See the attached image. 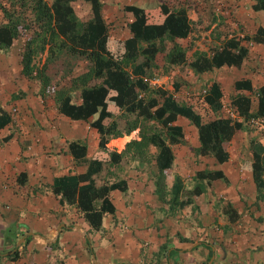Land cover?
I'll use <instances>...</instances> for the list:
<instances>
[{"label":"trees","instance_id":"trees-1","mask_svg":"<svg viewBox=\"0 0 264 264\" xmlns=\"http://www.w3.org/2000/svg\"><path fill=\"white\" fill-rule=\"evenodd\" d=\"M8 8L0 2L3 12L0 21V44L9 47L13 39L23 38L20 52V73L25 77L39 78L41 96L48 76L43 72L46 65L34 68L32 58L37 51L44 50V45L55 36L65 39L66 45L75 53H86L90 59L87 74L81 77L78 103L72 101L65 90L56 94L58 112L71 121H89V125L97 133L96 150L87 162L84 173L73 176V182L63 186L53 187V192L64 193L65 198H76V206L82 212L84 219L93 228L100 224L103 213L114 212V206L108 197L109 191L125 192L124 179L108 181L107 175L111 167L129 154L137 158L149 145L156 149L154 166L157 176L162 177L163 171L170 168L173 155L171 145L181 142L183 130L176 123L177 117H183L195 127L198 142L197 154L212 156L218 163L228 159L227 146L235 130L240 129V121H230L227 118L216 117L201 122L200 115L190 106L177 103L171 96L159 89L154 90L161 98L148 95V89L143 75L147 74L156 55L164 52L165 61L169 65L182 64L185 61L184 51L174 41L183 39L190 32V20L184 8L171 9L166 3L143 8L136 5H126L123 9L132 15L127 24L129 36L122 39L110 38L106 25L100 14V0H5ZM69 1H81L87 4L90 17L83 23H78ZM253 11L264 12V0H253L250 5ZM16 8H25L28 14L24 17ZM22 19V20H21ZM264 36L262 27L255 32L241 37H229L221 45L213 49L209 56L199 53L188 63L194 73L217 69L222 66L238 68L247 54V47L242 41L261 43ZM168 44V45H167ZM167 45V46H165ZM176 87V86H175ZM236 91L251 92L252 86L248 79H236L232 83ZM256 106L251 111L250 100L240 94L230 100L236 114L242 120L264 119V83L255 89ZM219 84L212 80L202 95V101L211 111L221 107ZM131 114L135 119L156 121L160 130L147 131L143 124L136 120L129 123L123 130L117 127L114 118L121 113ZM11 113V112H9ZM10 120L7 112L0 109V128ZM137 130V138L124 143L121 151L116 152L106 146L111 138L128 135ZM71 140L67 144L69 152L75 158L85 153V145ZM251 161L246 162L252 173L253 181L264 196V184L260 177L264 170V140L252 139L250 142ZM207 176L208 180L222 177L220 171L204 174L197 173L198 178ZM56 181H62V178ZM84 182L77 185L78 182ZM182 183L178 178L170 185L174 199H177ZM59 188V189H58ZM173 190H175L173 192ZM190 192V191H189ZM258 197V196H257ZM260 197V196H259ZM98 204L97 208L93 207ZM227 210H231L229 204Z\"/></svg>","mask_w":264,"mask_h":264},{"label":"rangeland","instance_id":"rangeland-1","mask_svg":"<svg viewBox=\"0 0 264 264\" xmlns=\"http://www.w3.org/2000/svg\"><path fill=\"white\" fill-rule=\"evenodd\" d=\"M43 1L49 3L50 0ZM0 2L4 3V9L9 7L5 0H0ZM162 2L173 10L184 8L190 20L191 28L187 37L174 40L184 51L185 61L182 64H167L164 52H159L150 71L143 75L148 89L152 90L148 95L156 97L160 102L161 98L154 90L164 91L177 103L190 106L194 112L200 115L201 122L216 117L240 121V129L234 131L227 146L230 154L228 163L230 165L234 163L235 169L237 159L249 161L250 142L253 137L260 138L264 135V121H262L263 119L242 120L239 114H230L228 111L230 110V100L235 95L240 94L233 90L232 82L236 79H252L254 89L240 95L248 97L250 109L251 111L254 110L256 86L264 81V43L256 45L248 41L241 42L247 49L251 47L247 58L255 56L256 64L261 65V70L256 68L254 71H249L245 66L238 68L224 66L194 73L188 63L199 53H205L209 56L213 49L218 48L229 37L250 36L257 27H262L264 30V12L251 9L250 5L253 0H100V14L106 25L107 35L117 39L128 35L127 24L130 20V14L123 9L124 6L136 5L148 8ZM69 4L73 8L78 23H83L90 17L87 4L81 1H69ZM16 9L18 10V8ZM18 11L23 13L24 17L28 14V10L25 8ZM2 14L0 9V21L3 19ZM22 42L23 38L20 37L13 39L9 47L0 44V105L5 106L9 112H11V108H15V112H11V114L24 117L20 118V126L24 125L25 121L33 124L31 117L34 114V108L37 107V98L40 97L44 108L49 113L51 120L49 127L58 131L64 130L59 131V143L57 145H65L67 139H75V136H71L75 127H82L81 138L84 137V134L87 138L91 136L88 133L91 128L89 121L94 116L84 122L63 118L58 112V102L55 98L57 91L65 90L71 96L72 101L78 99L81 77H84L90 68L88 55L72 52L66 45L65 39L59 35L51 38V41L44 45L45 49L37 51L32 58L34 68H40L44 63L46 65L43 72L48 76V82L44 86L41 96L39 78L25 77L20 73ZM212 80L219 84L222 92L221 107L214 112L202 101L204 90ZM60 119H64L65 122ZM178 119L177 123L181 125L189 143V138L194 137L190 129L193 130L194 127L185 119ZM134 120L143 124L147 131L161 129L156 121L135 119L133 115L123 112L114 118L117 127L122 130ZM136 131L132 130L128 135L111 138L106 146L116 152L121 151L125 142L137 138ZM250 133L253 136H249ZM88 141L90 147L95 143L92 136L91 139L88 138ZM155 152L156 149L149 145L139 157L132 158L129 154H125L115 166L111 167L107 175L108 181L124 179L126 183L125 192L117 193L122 197L118 199L113 196L117 213L113 216L104 215L101 217L100 224L96 228L91 227L82 215L83 219L81 218L79 222L84 220L87 224L84 243L88 247L91 246L88 250L93 251L96 259L99 260L103 256L108 258L119 256L123 260L122 262L133 264L135 259V262L139 263L138 259H142L140 258L142 253L150 255L152 259V254L157 248L156 237L160 233L157 231L164 224L167 226L173 224L169 221L170 218L175 219L176 227L179 225L178 227L187 229L194 222H200L202 212L205 209L199 208V203L194 198L188 197L186 193L188 190L191 191V188L188 187L192 185L194 186L193 191L199 192V185L194 180H183L184 184L182 183L181 189L177 191L178 197L174 199L172 195H175V190L172 193L173 188H169L171 185L169 173L163 171V186L161 184L162 177L157 176L153 160ZM212 162H209L211 166ZM188 168L184 169L187 173L189 172L188 177H190L191 169L188 170ZM215 203L217 201H213L212 204ZM69 208L66 207L65 210L68 211ZM97 230L99 233L95 236L93 232ZM101 233L100 241H98ZM110 236H113L111 241L108 240ZM78 245L77 240L73 244V240L70 239L69 241V237L65 234L59 238L56 247L45 246L41 251H44L46 257L51 259L56 257L59 260L64 258L63 254L65 257L78 256ZM33 253L32 255L35 256L36 252L33 251ZM63 260H67V258Z\"/></svg>","mask_w":264,"mask_h":264},{"label":"crops","instance_id":"crops-1","mask_svg":"<svg viewBox=\"0 0 264 264\" xmlns=\"http://www.w3.org/2000/svg\"><path fill=\"white\" fill-rule=\"evenodd\" d=\"M132 18L130 14L129 22ZM129 35L128 31L125 37ZM252 43L260 45L264 43V38L261 43ZM250 49L251 47L247 49L246 57L239 67L245 66L249 71L256 68L261 70V65L256 64L255 56L247 58ZM245 79L253 86L251 78ZM263 83L264 81L259 83L256 88ZM234 91L240 94L247 92ZM75 101L79 102L78 99ZM255 106L256 95L254 109ZM0 109L10 116L9 122L0 128V264H126L119 256H103L99 260L96 259L93 251L88 250L91 246L88 247L84 243L87 224L84 220L79 222L82 212L75 208L76 198L67 200L64 193L53 192V187L62 185L63 188H58L62 191L68 186L66 184L73 182V176L84 173L86 161L96 150L98 135L94 128L88 130L95 140L91 147L88 141L91 136L87 138L84 134L83 139L81 138L82 127H75L72 131L71 136H75L73 140L78 141V144L83 143L86 147L84 155L75 158L67 148L70 139H67L65 145H57L59 131L63 129L58 131L49 127V113L40 97L37 98V107L31 117L33 124L25 121L24 125L20 126V118H24L22 115L9 113L5 106L0 105ZM228 111L230 114L236 113L231 105ZM178 118L185 119L179 116L176 123ZM185 120L189 122L188 119ZM63 121L65 122L64 119ZM190 132L194 137L189 138V143L183 133L181 142L170 146L173 160L170 168L165 171L169 173L171 183L174 178H178L180 183H183V180H194L199 185V192H194L192 185L188 187L191 191L186 193L199 203V208L205 209L200 222H194L187 229L178 227L179 225L176 227L175 219L170 218L169 221L173 224H164L157 231L160 233L156 237L157 248L152 254V259L150 255L142 253V259H138L139 263H136L135 259L133 264H264V196L261 195L262 191L257 189L252 173L247 167L246 162L251 161V152L249 161L237 159V167L234 169L235 164L228 163V150V159L223 163H218L212 156L197 154L195 127L190 129ZM249 136H253L252 133ZM256 138L263 142L264 135L260 138L253 137ZM209 162H212V166ZM186 167L191 169L190 177L189 172L184 169ZM217 170L221 172V178L208 180L207 176L197 177V173ZM260 177L264 184V170ZM59 178H62V181H56ZM82 183L84 182H78L77 185ZM117 193L123 192H108L114 212H105L102 217L113 216L118 212L113 196L118 199L122 196ZM213 201L217 203L212 204ZM228 203L231 210H227ZM66 207H70V210H65ZM93 207L97 208L98 204H93ZM93 233L97 236L99 232L97 230ZM65 234L69 241L73 240V244L76 240L79 242L78 256L65 257L63 254L64 258L59 260L56 257H46L41 250L45 246L56 247L59 238ZM101 235L102 233L99 234L98 241ZM112 238L113 236H110L108 240L111 241ZM33 251L36 252L35 256ZM66 258L67 260H63Z\"/></svg>","mask_w":264,"mask_h":264},{"label":"built area","instance_id":"built-area-1","mask_svg":"<svg viewBox=\"0 0 264 264\" xmlns=\"http://www.w3.org/2000/svg\"><path fill=\"white\" fill-rule=\"evenodd\" d=\"M10 110H11V112H15V108H11Z\"/></svg>","mask_w":264,"mask_h":264}]
</instances>
